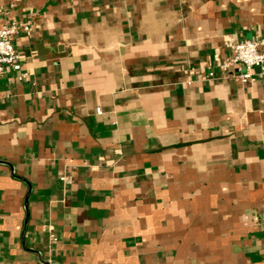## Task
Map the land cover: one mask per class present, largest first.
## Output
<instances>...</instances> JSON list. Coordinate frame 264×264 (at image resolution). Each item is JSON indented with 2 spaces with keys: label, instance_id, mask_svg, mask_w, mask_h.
I'll list each match as a JSON object with an SVG mask.
<instances>
[{
  "label": "crops",
  "instance_id": "0c3cea01",
  "mask_svg": "<svg viewBox=\"0 0 264 264\" xmlns=\"http://www.w3.org/2000/svg\"><path fill=\"white\" fill-rule=\"evenodd\" d=\"M13 22L0 264H264V77L221 70L264 0H0Z\"/></svg>",
  "mask_w": 264,
  "mask_h": 264
},
{
  "label": "built area",
  "instance_id": "2783aa9c",
  "mask_svg": "<svg viewBox=\"0 0 264 264\" xmlns=\"http://www.w3.org/2000/svg\"><path fill=\"white\" fill-rule=\"evenodd\" d=\"M20 33L31 36V24L13 22L0 29V78L7 68L12 69L18 82L28 78V73L23 70L20 54L14 45V39ZM229 48L232 55L221 64V70L228 78L247 83L253 79L256 71L259 77H264V39L230 43ZM231 68H236L238 73L235 75L230 73ZM210 77H214V73H210ZM97 112L101 114L100 109ZM61 179L65 183H71L70 178L63 176ZM50 237L55 241L53 235Z\"/></svg>",
  "mask_w": 264,
  "mask_h": 264
}]
</instances>
